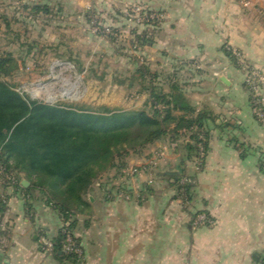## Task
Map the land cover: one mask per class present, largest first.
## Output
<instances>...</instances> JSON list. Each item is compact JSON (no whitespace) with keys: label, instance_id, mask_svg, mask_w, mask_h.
I'll return each mask as SVG.
<instances>
[{"label":"crops","instance_id":"1","mask_svg":"<svg viewBox=\"0 0 264 264\" xmlns=\"http://www.w3.org/2000/svg\"><path fill=\"white\" fill-rule=\"evenodd\" d=\"M155 6L163 13L155 71L166 93L178 84L195 110L192 116L177 111L176 118L204 115L203 164L197 168L196 157L189 158L186 145L194 142L184 130L176 142L169 134L131 155L125 170L100 175L75 218L84 251L77 261L42 250L62 227L46 196L35 189L17 194L0 183V197L10 196L0 215L2 264H264V129L252 116L244 73L226 51L238 49L264 72V0ZM130 103V111L147 108L149 96ZM181 173L193 184L186 206L173 180ZM201 214L213 224L196 225Z\"/></svg>","mask_w":264,"mask_h":264},{"label":"trees","instance_id":"2","mask_svg":"<svg viewBox=\"0 0 264 264\" xmlns=\"http://www.w3.org/2000/svg\"><path fill=\"white\" fill-rule=\"evenodd\" d=\"M142 42L153 46L145 39ZM9 62L10 58H0L1 75L11 73ZM137 72L143 85L142 92L149 94V111H125L105 106H51L25 99L0 79V168L6 181L5 189L12 188L15 193L26 195L32 189L39 190L64 222H69L71 217L74 219L70 229L75 230L78 211L88 206L84 198L98 177L112 169L118 172L125 170L126 160L131 155L142 154L147 147L169 134L176 142L184 130L192 133L194 142L186 145L189 158L198 156L200 133L205 137L207 154L205 117L201 114L197 118L186 117L192 116L195 110L179 85H171L166 93L157 73H152L146 66ZM177 111L184 112L186 116L176 118L174 113ZM173 124L176 127L171 129ZM22 175L32 182V188L25 189L21 185L19 178ZM185 176L181 173L173 178L177 190L181 189L180 182ZM7 177L15 178L16 184L8 181ZM183 188L190 195V201L192 182ZM149 189L148 186L146 191ZM9 198L6 194L5 198L0 197L1 216L7 209ZM63 240L60 229L53 240L52 254L77 261L74 255L62 253Z\"/></svg>","mask_w":264,"mask_h":264},{"label":"rangeland","instance_id":"3","mask_svg":"<svg viewBox=\"0 0 264 264\" xmlns=\"http://www.w3.org/2000/svg\"><path fill=\"white\" fill-rule=\"evenodd\" d=\"M157 2L0 0V58L11 59L0 79L30 101L130 111L149 96L138 69L157 73Z\"/></svg>","mask_w":264,"mask_h":264},{"label":"built area","instance_id":"4","mask_svg":"<svg viewBox=\"0 0 264 264\" xmlns=\"http://www.w3.org/2000/svg\"><path fill=\"white\" fill-rule=\"evenodd\" d=\"M226 51L233 58L235 63L238 65L239 69L244 73V86L250 95V108L252 116L256 121H258L264 129V72L259 68L250 64L245 56L236 48L228 46ZM205 137L203 134H199V143L197 144L199 153L196 157L197 168H200L202 163L206 158V151L204 148ZM151 166V165H150ZM150 166L145 167L144 171H148ZM138 170H134L133 173L136 174ZM0 183L2 186L5 185L6 181L3 176V169L0 168ZM7 180L12 184H16V179L13 177H7ZM152 183V182H151ZM150 183V184H151ZM188 183H190L189 177L185 176L180 182L181 189H178V199L183 206L190 203V195L183 188ZM5 198V196H3ZM74 219L71 217L69 222H64L62 220V232L64 235V240L62 242V253L66 255H74L77 259H83L84 251L81 245L77 241L76 234L74 230L70 229V224ZM196 225H212L213 220L209 218L206 214L198 215L195 219ZM54 249L53 242L45 241L43 243L42 250L44 253H52Z\"/></svg>","mask_w":264,"mask_h":264},{"label":"water","instance_id":"5","mask_svg":"<svg viewBox=\"0 0 264 264\" xmlns=\"http://www.w3.org/2000/svg\"><path fill=\"white\" fill-rule=\"evenodd\" d=\"M163 175H174L175 173L173 172H165L162 173ZM26 184H28L26 181L23 182V185L26 186ZM2 260H3V254H0V264H2Z\"/></svg>","mask_w":264,"mask_h":264}]
</instances>
